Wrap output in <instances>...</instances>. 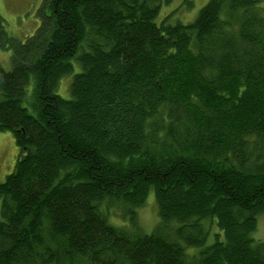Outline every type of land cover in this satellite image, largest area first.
I'll return each mask as SVG.
<instances>
[{"label":"trees","instance_id":"1","mask_svg":"<svg viewBox=\"0 0 264 264\" xmlns=\"http://www.w3.org/2000/svg\"><path fill=\"white\" fill-rule=\"evenodd\" d=\"M172 2L44 0L23 42L0 14V133L20 150L0 264H264V0H209L186 24L160 19ZM151 190L156 231L110 223Z\"/></svg>","mask_w":264,"mask_h":264},{"label":"rangeland","instance_id":"2","mask_svg":"<svg viewBox=\"0 0 264 264\" xmlns=\"http://www.w3.org/2000/svg\"><path fill=\"white\" fill-rule=\"evenodd\" d=\"M209 0H173L170 5H164L161 12V20L167 16H171V20L181 21L183 23L192 22L195 20L198 12L206 5ZM44 0H0V14L5 20V27L8 35L16 38L20 42L25 41L28 37L34 36L41 24V18L38 12L42 8ZM260 8L264 9V2L260 4ZM264 11V10H263ZM13 52L4 48L0 49V62L6 69L12 68L11 57ZM75 70L63 76L58 84L57 93L69 100L72 97L71 84L74 81V76L79 74L81 68L74 65ZM33 82L27 85L26 92L28 96L32 95ZM30 114L36 115L33 110L30 100L26 102ZM19 147L16 143V138L12 132L6 131L0 133V184L4 183L6 177L14 171V167L18 161ZM135 218L131 221L126 218L124 211L120 207H114L113 214L108 216L110 223L117 227L123 228L135 234L152 232L158 229L160 217L158 214L159 207L156 203V198L153 190L150 191L143 205L136 208ZM116 215L117 217H115ZM257 229L253 233V238L258 242H264V211L257 217ZM175 223L168 228L167 232L171 238H176L171 235V230L176 227ZM211 230V234L219 233L218 226L205 221V229ZM165 231V230H164ZM137 233V234H139ZM221 236H224L221 233ZM211 241V240H210Z\"/></svg>","mask_w":264,"mask_h":264}]
</instances>
